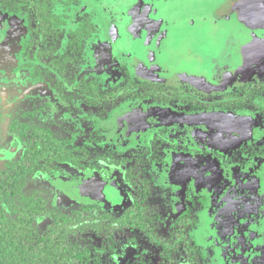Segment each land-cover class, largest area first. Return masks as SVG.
<instances>
[{
    "label": "rangeland",
    "instance_id": "374dc122",
    "mask_svg": "<svg viewBox=\"0 0 264 264\" xmlns=\"http://www.w3.org/2000/svg\"><path fill=\"white\" fill-rule=\"evenodd\" d=\"M36 1L41 35L0 0V172L51 131L72 159L23 194L118 227L91 219L90 264H264V0ZM137 202L145 229L118 223Z\"/></svg>",
    "mask_w": 264,
    "mask_h": 264
},
{
    "label": "trees",
    "instance_id": "16d2710c",
    "mask_svg": "<svg viewBox=\"0 0 264 264\" xmlns=\"http://www.w3.org/2000/svg\"><path fill=\"white\" fill-rule=\"evenodd\" d=\"M28 6L32 9L38 28L45 32L50 30L37 1L28 0ZM148 91L151 89L147 88L144 93L147 95ZM151 94L155 95L152 91ZM159 94L162 95V91ZM237 101L239 100H231L228 104ZM27 129H30L32 134L24 158L10 169L0 172V264H90L93 249L79 244L80 240L77 238H81L90 230L88 223L91 219L92 229L96 227L97 236L105 232L104 227L112 226L101 225V222H107L105 221L107 217L104 215H90L87 218L80 213L71 216L58 214L55 211L48 212L45 209L46 202L38 192L29 196L23 194L26 180L37 172L39 165L41 166V159H46L48 162L72 159L69 152L62 153L50 142L49 130H41L33 126ZM41 141L49 143L50 148L41 147ZM134 209L130 210L128 217L119 219L118 223L145 229L146 223L142 217H137ZM44 214L51 216V221L46 229L39 230L35 227V219ZM117 228L114 226L108 230V235Z\"/></svg>",
    "mask_w": 264,
    "mask_h": 264
},
{
    "label": "flooded vegetation",
    "instance_id": "af4514ba",
    "mask_svg": "<svg viewBox=\"0 0 264 264\" xmlns=\"http://www.w3.org/2000/svg\"><path fill=\"white\" fill-rule=\"evenodd\" d=\"M156 2V1H155ZM35 20V19H34ZM36 22V21H35ZM35 29H36V31H37V33H39L40 35L42 34V32H45V31H41L39 28H38V24H37V22H36V26H35ZM44 36H48L47 34H45L44 33ZM243 72H241L240 74H242ZM152 86H154V85H152ZM155 87V86H154ZM148 88V86L146 85V88H145V90ZM23 126V129L24 130H27V127H29V126H27V125H22ZM24 126H27V127H24ZM50 131V130H49ZM50 133H51V131H50ZM50 135V134H49ZM259 136V135H258ZM263 137H264V135H263ZM139 205V202H137V204L135 205V211H134V213H136L137 214V217L139 216V217H142V219H143V214L144 213H141V211H140V209H138L139 207H140V205ZM136 206H138V207H136ZM129 213H130V211H129ZM129 213H127L124 217H128V214ZM129 226H131L132 228H137V226H133V225H129ZM164 242H162L161 241V244H163ZM164 244H166V243H164Z\"/></svg>",
    "mask_w": 264,
    "mask_h": 264
}]
</instances>
